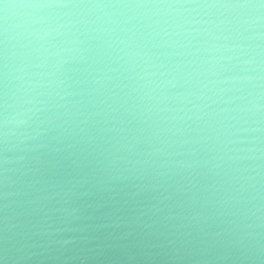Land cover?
I'll return each mask as SVG.
<instances>
[{"label": "water", "instance_id": "1", "mask_svg": "<svg viewBox=\"0 0 264 264\" xmlns=\"http://www.w3.org/2000/svg\"><path fill=\"white\" fill-rule=\"evenodd\" d=\"M123 27L42 94L6 90L0 64V264H264V132L221 123L160 74L178 63L161 36Z\"/></svg>", "mask_w": 264, "mask_h": 264}, {"label": "clouds", "instance_id": "2", "mask_svg": "<svg viewBox=\"0 0 264 264\" xmlns=\"http://www.w3.org/2000/svg\"><path fill=\"white\" fill-rule=\"evenodd\" d=\"M0 5V64L6 90L10 83L37 93L51 88L67 57L82 50L94 33L127 32L132 29L123 25L132 24L161 36L178 58L161 75L180 79L197 100L216 105L212 115L221 123L248 125L236 132H264V0H0ZM232 151L246 154L232 159L246 160L260 150Z\"/></svg>", "mask_w": 264, "mask_h": 264}]
</instances>
